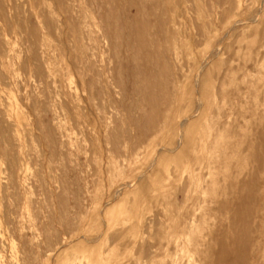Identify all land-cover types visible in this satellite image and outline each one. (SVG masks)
<instances>
[{
  "label": "rangeland",
  "instance_id": "1",
  "mask_svg": "<svg viewBox=\"0 0 264 264\" xmlns=\"http://www.w3.org/2000/svg\"><path fill=\"white\" fill-rule=\"evenodd\" d=\"M0 260L264 264V0H0Z\"/></svg>",
  "mask_w": 264,
  "mask_h": 264
},
{
  "label": "bare ground",
  "instance_id": "2",
  "mask_svg": "<svg viewBox=\"0 0 264 264\" xmlns=\"http://www.w3.org/2000/svg\"><path fill=\"white\" fill-rule=\"evenodd\" d=\"M233 25V24H232ZM232 25H231V27H232ZM196 78V77H195ZM196 114V113H195ZM182 124V123H181ZM179 125V124H178ZM180 135V134H179ZM180 137V136H179ZM180 141V140H179ZM177 143H178V141H177ZM155 158V157H154ZM151 162V161H150ZM152 163V162H151ZM153 164V163H152ZM145 172V171H144ZM140 176V175H139ZM134 182V181H133ZM131 184H133V183H131ZM129 187V186H128ZM9 189V188H8ZM11 238H13V237H11ZM12 241V240H11ZM3 256V255H2ZM1 256V257H2ZM2 259V258H1ZM1 261V260H0Z\"/></svg>",
  "mask_w": 264,
  "mask_h": 264
}]
</instances>
